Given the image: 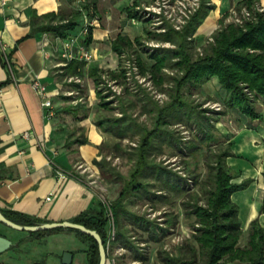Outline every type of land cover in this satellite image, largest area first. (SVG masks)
Masks as SVG:
<instances>
[{"label":"trees","instance_id":"1","mask_svg":"<svg viewBox=\"0 0 264 264\" xmlns=\"http://www.w3.org/2000/svg\"><path fill=\"white\" fill-rule=\"evenodd\" d=\"M77 9H71L65 13L47 12L43 14L32 13L29 20L31 33L36 31H48L54 36L65 38L68 30H73L77 25V17L81 9H87L90 5L94 7L96 0H83ZM130 6L126 7L128 18L146 21L139 13V6L148 0H132ZM257 0H237L234 3L235 13L222 15L218 20V26L203 41H197L194 33L199 28L209 11L213 9L210 0H199L197 8L190 13L179 28L169 24H163L164 31L150 32V37L158 43H168V46L158 45L150 48L148 58L152 64L148 68L149 76L156 84L165 81L170 82L169 100L159 104L156 100L148 97L152 104L154 115L150 127L138 122L134 116L127 115L124 106H119L120 115L112 112L116 106L111 105L108 99L109 93L106 81L103 77L108 74L111 79L121 76L124 79L125 67L120 63L116 72L103 70L98 67H90L86 74L90 76L94 84V92L98 98V106L102 110L96 115L94 123L115 140L110 144L101 146L100 158H93L92 163L97 167L98 173L109 177L117 185L118 194L107 203L113 221V238L108 243V212L107 206L100 201L97 209L83 210L71 221L84 225L89 229H96L103 240L106 251L113 242L117 241L123 232L118 228L119 217L129 214L124 206L127 197L136 195L148 198L151 193L165 198L162 189L169 191H182L192 183L185 175H178L176 171L166 168L153 156L161 152V145L166 144L170 149L179 148L181 139L176 136L169 125L172 123H183L187 126H195L199 137L194 135L195 141L186 143L187 153H194L198 145L217 144V149L211 153L207 161V172L205 179L200 182L199 189L205 196L204 203L198 201L196 192H187L182 202L186 214L193 215L192 234L197 247L190 246V255L183 256L181 253L170 254L168 251L159 250L158 260L162 264H264V230L260 227L257 219L249 223L246 238H242V230L238 217V207L231 200V193L248 185L250 179H244L240 183H234L231 179L235 173L231 171L225 162V158L232 154V141L228 139L225 132L226 124L231 119L246 117L249 120L261 118L264 109V10L256 11L254 4ZM247 7L251 10L250 17H241L240 10ZM240 21H235V17ZM91 27L83 39L88 45L91 41ZM134 40L138 41V37ZM132 45V40L127 35L117 34L111 41V50L115 51L119 58ZM141 74L145 69L138 58H132ZM84 61L73 58L67 60L63 66V74L70 76H83L82 67ZM172 73H165L163 69ZM212 77L220 92H224L215 100L214 93L207 91L209 98L217 103L218 112L207 115L208 109H196L191 101L183 94L184 86L193 88H204L205 83ZM103 84V85H102ZM155 84V85H156ZM107 86V87H106ZM210 100V99H208ZM81 103L74 108L77 111ZM214 117V118H213ZM213 118V119H212ZM222 135H216L213 132ZM220 130V131H219ZM225 138H224V137ZM133 141L130 149H125L122 141ZM85 137L72 140L65 139L68 143H85ZM110 149L113 157H120L121 152H127L133 165L127 175L115 169L107 160L108 153L104 149ZM174 152V151H173ZM4 168L0 164V172ZM154 181L161 184L152 191ZM189 182V183H188ZM186 185V186H185ZM163 187V188H162ZM159 191V193H156ZM1 212L7 218L19 224H39L45 221L38 217L27 215L13 210ZM264 213V197H262L259 208ZM134 215L133 213H131ZM145 220L144 217L135 215ZM137 219V220H138ZM151 221L146 220L143 229ZM116 228V230H115ZM72 231L75 236L87 244L86 262L84 264H98L99 253L95 239L73 228H54L49 230L30 231L32 236H41L57 231ZM153 230V229H152ZM164 228L160 227V233L164 234ZM152 231L150 236L157 240ZM126 243L124 242L123 245ZM108 245V246H107Z\"/></svg>","mask_w":264,"mask_h":264},{"label":"crops","instance_id":"2","mask_svg":"<svg viewBox=\"0 0 264 264\" xmlns=\"http://www.w3.org/2000/svg\"><path fill=\"white\" fill-rule=\"evenodd\" d=\"M236 1L210 0L213 9L198 26L194 38L203 41ZM257 1L264 6V0ZM78 5L79 0H0V164L4 168L0 172V209L45 222L71 220L83 210L99 207V195L87 174L97 169L92 161L100 158L101 146L114 140L94 123L96 104L69 94L76 89L75 80L82 77L94 91L93 81L86 74L90 67L106 73L117 71L119 56L110 46L114 37L122 33L112 36L115 28L103 24L92 28L91 41L85 46L92 58L83 60L80 77L63 74L67 60L61 56L60 46L64 38L48 31L31 33L29 20L33 12L68 13ZM80 17L79 14L78 25L68 32L78 31ZM103 75L108 81L115 80ZM34 81L41 85L50 107L42 106L43 96ZM216 86V78L212 77L204 89L211 91ZM78 103L81 106L76 111ZM261 110V118H231L225 127L232 141V154L225 158L235 173L231 181L250 179L246 187L230 196L238 207L244 239L253 219L264 230V213L259 211L264 197V109ZM78 137L87 141L65 144V139ZM0 234L12 241L9 249L0 254V264H63L64 251L72 254L68 264L86 262V246L68 230L37 237L26 231L17 233L0 223ZM53 238L60 244L52 242ZM112 261L107 251L106 264Z\"/></svg>","mask_w":264,"mask_h":264},{"label":"rangeland","instance_id":"3","mask_svg":"<svg viewBox=\"0 0 264 264\" xmlns=\"http://www.w3.org/2000/svg\"><path fill=\"white\" fill-rule=\"evenodd\" d=\"M130 1L132 0H96L94 7L90 5L87 9H84V11L86 12L88 19H95L91 24V29L97 24H103L115 28V30L111 32L112 36L117 32H121L132 40V45H130V47L127 48V51L121 55V58H118L120 63H123V66L126 65L127 61L130 59L138 58L142 67L145 69V74L139 72L141 77L137 78L134 76L128 82L121 76L117 75L114 81L109 80L112 86H109L106 83L108 89L105 91L109 93L108 99H111V105L116 106V108L112 112H104L120 115L119 106L122 105L124 106L127 115L134 116L138 122L150 127L154 112L152 110V104L148 101V97L156 100L159 104L169 100L170 82L165 81L159 85L148 75L149 73L146 71H148V68L152 64V59L148 58V52L151 47L158 45L168 46L169 44L158 43V41L150 37V34L147 33V31H160L156 27L163 24L173 26V22L168 19L167 15H162L163 20L160 25H156L158 22H155L153 21L154 19L150 18L146 21L130 17L128 18L126 15V7L130 6ZM83 2L84 1H81L79 4ZM134 7V9H139L138 11L140 14L142 13L139 8L141 5H139V7ZM109 16L111 17L110 19ZM79 21V25L83 23L82 17H80ZM135 37H138V41L134 40ZM84 38L85 36L83 38L78 37L77 39L80 44L86 46L83 42ZM78 60L82 61L84 59ZM163 70L167 74L172 73L166 68ZM75 83L77 84L76 89L69 95L73 98H79L84 101L91 100L94 105L96 104V118V115L102 110L97 104L98 98L94 94V91L92 90L91 92L89 90L90 88L87 85L86 77L75 80ZM211 91L216 97L215 100H219V97L221 96L220 93L222 92H220L218 86L214 87V90ZM157 93H159L161 97L157 96ZM183 94L188 98V101H191L196 109L203 108V110H211L206 113L207 115L219 111V106H217L215 100L209 98L207 91H205L202 86L200 89L191 86H184ZM231 118H234V116L231 115ZM194 127L195 126L184 125L183 123L170 124L169 129H172L175 135L180 137L182 141L181 146H179V148L170 149L166 144H162L160 149L161 152L152 157L156 161H160L166 168L176 171L178 175H185L190 178L192 183L188 182L189 184L187 185L186 191H169L167 189H162L161 193L165 194V198L158 197L156 194L151 193L148 198L133 195L125 199L124 206L129 211V214L119 217L118 228L123 232V235L109 246L108 253L113 259L112 264H162L158 260L157 254L159 250L163 249L170 254L181 253L183 256L187 257L191 252L189 247H197L194 239L191 237L194 217L193 215L186 214L182 202L186 198V193L192 191L197 193L198 201L204 203L205 196L200 191L199 184L206 177L207 161L210 160L211 153L217 149V144L211 143L208 146L203 144L198 145L194 153L188 154L186 152V143L189 140L197 142L194 135L199 137V133L196 132ZM220 133L221 134L214 132L216 135H222V132ZM112 139L114 138L112 137ZM114 140H112V142ZM112 142L110 141V143ZM132 142L133 141L123 140L122 145L125 149H130L129 147L134 145ZM105 151L109 152L107 160L110 157L109 161L114 165L115 169L122 172V174L127 175L133 165V161L128 157L127 152H121L120 157L112 158L113 152L107 148L104 149V152ZM98 172V169H96L91 173L89 172V175L87 174V176L92 179V186L99 195L100 201L107 206V203H110L118 194L117 185L108 176L105 177ZM153 182L154 187H151L152 191L158 188L159 185L161 186L159 182L154 180ZM156 193H159V191ZM107 212L109 214L107 225L109 229H111L113 227V221L108 206ZM137 214L144 217L145 220L141 218L138 219V217L136 218L135 215ZM146 220L151 222L147 223L148 225L146 226V229H143ZM160 227L165 229L164 234L160 233ZM3 228L5 229V227ZM14 231L17 233L21 232L16 229H14ZM152 231L155 232L153 235L157 237V240H154L150 236ZM52 242L60 244L56 238H53ZM124 242L126 243L125 245H123ZM83 244L87 249V244L84 242Z\"/></svg>","mask_w":264,"mask_h":264},{"label":"built area","instance_id":"4","mask_svg":"<svg viewBox=\"0 0 264 264\" xmlns=\"http://www.w3.org/2000/svg\"><path fill=\"white\" fill-rule=\"evenodd\" d=\"M80 1L83 0H79V2ZM198 4L199 0H148V2H142L140 4L141 7H138L141 9V15H143L142 17H144V19H154L153 21L158 22L156 25H160L163 20L162 15H167L168 19L173 22V27L179 28L180 25L184 22V20L190 15V13H192L197 8ZM254 8L256 9V11L264 10V6L260 5L259 3H255ZM230 12L235 13L234 5L231 7ZM240 15L241 17H250L251 10H249L247 7H242L240 10ZM81 17L83 23L79 25L78 31L75 33L67 32V36L63 39L61 43V56H63L66 60H70L73 58L89 60L92 58L91 52L88 51L84 45L80 44L77 38H83L87 35L88 28L89 26L91 27V24L94 22L95 19H88L84 9H81ZM234 19L235 21H240V17L238 16H236ZM156 28L160 31H164L162 25ZM124 67V79L127 82L134 76L137 78L141 77L136 63L131 59L127 61ZM104 79L109 86H112V84L105 77ZM33 84L39 89V94L43 96V99L41 101L42 106L47 108L50 107V100L44 98L45 92L42 90L41 85L37 81H34ZM157 94V96L161 97L159 93ZM48 114H50V111H48ZM23 136L27 137L28 133L24 132ZM80 166L82 167V165ZM112 228L108 231V243L113 238L114 230Z\"/></svg>","mask_w":264,"mask_h":264},{"label":"water","instance_id":"5","mask_svg":"<svg viewBox=\"0 0 264 264\" xmlns=\"http://www.w3.org/2000/svg\"><path fill=\"white\" fill-rule=\"evenodd\" d=\"M0 223H2L3 225L7 227H10V229L13 228V229L24 231V232L25 231L26 232L37 231V230L38 231L39 230H49V229L60 228V227L82 230V232L91 235L97 242L98 253H99L98 264H106L107 251L103 244V240L101 236L99 235V233L96 231V229L86 228L84 225L71 221V220L42 222V223L33 224V225H29L25 223L19 224V223L12 221L10 218H7L6 216H4L1 210H0ZM11 244H12V241L9 238L0 234V254L8 250ZM71 257H72L71 252L64 251L61 256L62 263L63 264L70 263Z\"/></svg>","mask_w":264,"mask_h":264}]
</instances>
